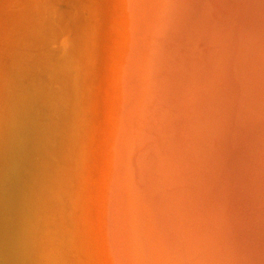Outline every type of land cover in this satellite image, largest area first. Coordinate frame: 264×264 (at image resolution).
Returning <instances> with one entry per match:
<instances>
[{
  "label": "rangeland",
  "instance_id": "1",
  "mask_svg": "<svg viewBox=\"0 0 264 264\" xmlns=\"http://www.w3.org/2000/svg\"><path fill=\"white\" fill-rule=\"evenodd\" d=\"M67 2L71 21L48 0H0V65L17 60L36 69L39 81L42 76L48 79L38 110L41 128L46 129L43 145L51 172L58 137L62 131L68 134L69 150L63 161L66 208L62 212L57 199L55 221L50 223L49 213L42 219V255L31 264H82L84 255L89 261L93 251L104 250V243L111 246L113 231L138 200L132 203L130 198L140 181L138 162L146 155L145 140L154 138L159 146L169 130L156 115L168 81L156 83L155 72L163 59L176 55L187 60L186 82L198 81L204 57L215 50L239 0ZM153 20L156 23L151 24ZM192 93L195 101L192 106L193 100L188 101L186 107L190 121L202 114L200 110L209 111L208 94ZM186 109L173 128L178 120H185V128ZM157 118L152 129L149 122ZM193 126L190 123L186 130ZM178 135L157 147L159 159L170 153ZM117 239L114 232L113 242ZM15 259V264L31 261L24 252Z\"/></svg>",
  "mask_w": 264,
  "mask_h": 264
},
{
  "label": "bare ground",
  "instance_id": "2",
  "mask_svg": "<svg viewBox=\"0 0 264 264\" xmlns=\"http://www.w3.org/2000/svg\"><path fill=\"white\" fill-rule=\"evenodd\" d=\"M213 48L204 57L198 81L186 82L187 60L176 55L163 59L154 71L156 83L168 81L156 107L160 125L169 129L164 140L178 132L181 138L172 140L175 146L162 159L157 147L165 141L157 146L154 138L145 140L140 181L130 198L138 200L113 231L111 246L104 243L103 251H93L92 261L83 254L82 264H264V0L234 4ZM192 90L208 94L209 111L200 110L190 121L186 107L195 101ZM182 109L188 112L185 128V120L173 128L177 118L185 117ZM2 113L0 103V122ZM158 118L149 122L152 129ZM190 123L196 129L186 130ZM67 136L62 131L58 137L52 179L43 142L33 137L36 183L27 215L34 222L29 224V245L22 243L21 251L34 260L31 232L41 233L45 199L51 224L59 213L53 202L58 199L62 212L66 208ZM23 152L30 163L31 148ZM114 232L118 242L112 240ZM17 243L0 237V264H15L21 254Z\"/></svg>",
  "mask_w": 264,
  "mask_h": 264
},
{
  "label": "water",
  "instance_id": "3",
  "mask_svg": "<svg viewBox=\"0 0 264 264\" xmlns=\"http://www.w3.org/2000/svg\"><path fill=\"white\" fill-rule=\"evenodd\" d=\"M48 3L58 5V13L64 15L65 20L71 21L65 5L68 4L67 0H48ZM28 60L33 63L31 66L38 67L35 66L37 62L33 58L28 56ZM35 70L32 67L27 68L17 60L0 65L2 75L0 103L3 106L0 122V237L8 244L15 239L19 251L22 243L24 246L29 245V224L34 222L33 219L29 222L30 204L36 183H33V137L40 144L46 138V129L40 125L38 102L48 79L42 76V82L39 81ZM45 72L46 70L43 71ZM30 74H33L32 77ZM27 148H31L30 163L23 152V149ZM27 165L32 166L31 170L27 169ZM50 175L53 178V172ZM41 188L45 189L43 185ZM46 198H49L47 192ZM39 211L42 212V209L39 208ZM45 212L47 213L46 199ZM31 233L35 258L41 259L43 235L39 231ZM110 257L114 260L112 254ZM33 260L32 257L29 264Z\"/></svg>",
  "mask_w": 264,
  "mask_h": 264
}]
</instances>
